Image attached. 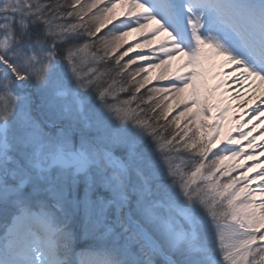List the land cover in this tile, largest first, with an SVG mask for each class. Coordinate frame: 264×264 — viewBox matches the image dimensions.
<instances>
[{
  "label": "snow or ice",
  "instance_id": "obj_1",
  "mask_svg": "<svg viewBox=\"0 0 264 264\" xmlns=\"http://www.w3.org/2000/svg\"><path fill=\"white\" fill-rule=\"evenodd\" d=\"M122 2L101 33L115 0H0V264H264V186L220 164L244 145L186 130L218 132L220 105L253 89L264 118V0ZM134 31L159 64L129 71L148 60L124 61Z\"/></svg>",
  "mask_w": 264,
  "mask_h": 264
},
{
  "label": "bare ground",
  "instance_id": "obj_2",
  "mask_svg": "<svg viewBox=\"0 0 264 264\" xmlns=\"http://www.w3.org/2000/svg\"><path fill=\"white\" fill-rule=\"evenodd\" d=\"M229 89L228 93H225V96H235V93L232 91L236 87L235 84L225 85ZM243 91V90H242ZM255 91L249 90V95L245 96H237L235 99L225 100L224 103L220 105L221 108L228 106V110L226 116L230 117L231 119L226 123H221L219 131L217 132L216 129L213 127L212 135L215 136L216 140H225V143H229V140H239L241 145H244V151L248 154L247 156H239V157H229L227 165L232 163H239L243 165V167H237V173H247L248 177L252 178L250 188L259 189L262 184L260 179H257V173L261 172V169L264 168V149L260 148L259 145L264 143V118L256 117L250 120L252 117V113L249 111L250 108L254 107L259 101L252 99V92ZM264 85H261L256 95L261 96L264 98ZM245 99H248V104H242L241 102ZM213 113L216 116V121L214 125L217 123L218 114L217 109L213 110ZM255 124L256 127L253 128L252 125ZM244 133V138H240V133ZM255 138L252 146L249 147V140ZM232 146V145H229ZM239 147L238 145L236 146ZM248 157H251L249 159ZM252 169V171H248ZM257 201L261 199V197L257 194L256 196ZM251 211V209L249 210Z\"/></svg>",
  "mask_w": 264,
  "mask_h": 264
},
{
  "label": "rangeland",
  "instance_id": "obj_3",
  "mask_svg": "<svg viewBox=\"0 0 264 264\" xmlns=\"http://www.w3.org/2000/svg\"><path fill=\"white\" fill-rule=\"evenodd\" d=\"M105 2H106V0H105ZM115 3H116V8L114 10L115 19H113L108 24H106L105 28L101 30V33H105L107 31V29L112 26V24L118 23V21L124 19V16H126L125 14L127 13L128 10H125V2H122V0H120V1H116L115 0ZM126 5H128V4H126ZM145 35H147L146 32H135L134 31V32H130L126 37L123 38L125 43L122 45V48L120 49V51L126 50L128 46H132L133 47V51L130 52L128 54V56L124 58V61H127V59L129 57H134L140 50L141 51L142 50H153V51L157 50V48L154 47V45H155V43H158V41H154L148 47H135L136 44L143 43ZM148 39H152V37L148 36ZM146 57H148L149 60H152V59L159 60L156 55L152 56L150 54L149 56H146ZM177 65H178V62L173 60V61L170 62V65H161L160 67H156V68L151 69V71L148 72V73H142L141 76L138 77V79L143 78L144 75H148L149 76V82L146 84L145 88L141 89V93H145L148 89H151V88L162 87V86H160L158 84V81H159L158 77H164L165 74H168V76H169V74L171 73V70L175 74L176 69H177ZM137 66L146 67L147 65H145L143 63V61H137L136 64H133V65L129 66V71H133ZM159 95L162 96L164 94L161 93ZM169 102H171V101H169ZM180 110L181 109L176 108L175 103L173 102V109L169 113V115L173 116ZM186 123H188L187 119L186 118H182L181 121H180L181 129L184 128ZM206 123L209 126H212V124L210 123V120H207ZM186 130H188V135L189 136H192L193 133H196L199 136H201L203 139H207L208 135L212 134L211 127L210 128L201 127L199 129V131L197 132V128L195 127L194 124H188V129H186ZM213 144H215L216 147H217V146H219L220 143L217 140H213ZM216 147L213 148V150L216 149ZM228 158L229 157H227L225 160L221 161L220 164H221V167H222L223 170H225L226 172L231 174L238 167L239 163H236V164H233V165L230 164L228 166L227 165ZM179 162L180 161H177V163H179ZM238 175H240V173L235 174L233 176H238ZM225 179H226L225 177H221V181H224Z\"/></svg>",
  "mask_w": 264,
  "mask_h": 264
},
{
  "label": "trees",
  "instance_id": "obj_4",
  "mask_svg": "<svg viewBox=\"0 0 264 264\" xmlns=\"http://www.w3.org/2000/svg\"><path fill=\"white\" fill-rule=\"evenodd\" d=\"M172 116L169 115V119H171Z\"/></svg>",
  "mask_w": 264,
  "mask_h": 264
}]
</instances>
